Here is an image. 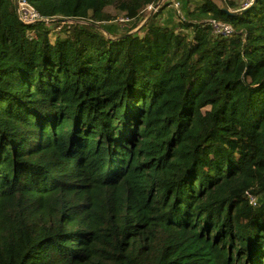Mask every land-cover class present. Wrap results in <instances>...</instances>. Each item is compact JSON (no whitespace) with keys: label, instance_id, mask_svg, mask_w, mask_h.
Listing matches in <instances>:
<instances>
[{"label":"trees","instance_id":"obj_1","mask_svg":"<svg viewBox=\"0 0 264 264\" xmlns=\"http://www.w3.org/2000/svg\"><path fill=\"white\" fill-rule=\"evenodd\" d=\"M22 1L40 20L0 0V264H264V0Z\"/></svg>","mask_w":264,"mask_h":264},{"label":"built area","instance_id":"obj_2","mask_svg":"<svg viewBox=\"0 0 264 264\" xmlns=\"http://www.w3.org/2000/svg\"><path fill=\"white\" fill-rule=\"evenodd\" d=\"M253 3H254V0H247L245 5L242 7V10L248 9L250 6H252ZM20 7H22L23 10L19 11L20 13L19 20L23 22L24 24H33L37 22L38 20H40L39 14L35 11V9H33L25 1L19 0V8ZM156 10H157L156 7H153V6L148 7V11L156 12ZM212 26L214 29V33L217 35L221 34V35H224L225 37H230L233 34V29L230 25H227L221 22H213ZM250 196L252 197V199H256L252 195Z\"/></svg>","mask_w":264,"mask_h":264},{"label":"rangeland","instance_id":"obj_3","mask_svg":"<svg viewBox=\"0 0 264 264\" xmlns=\"http://www.w3.org/2000/svg\"><path fill=\"white\" fill-rule=\"evenodd\" d=\"M218 1V3L219 4H222V3H224L225 2V0H217ZM232 1H234V3L236 4V6L239 8V9H241L244 5H245V3L247 2V0H232ZM20 10H23V8L22 7H20L19 8V11ZM151 12V11H150ZM19 16H20V13H19ZM123 15H119L118 17H119V19H121V20H123L124 18L122 17ZM24 17V16H23ZM140 26V25H139ZM138 26V27H139ZM137 27V28H138ZM121 31L120 32H122V30H124V29H121V28H119ZM55 36H56V33L55 32H52L51 33V39H52V41H54V38H55ZM248 198H249V200H250V203L251 204H253V205H255V203H256V199H252V197L249 195V196H247ZM255 200V201H254ZM252 201V202H251Z\"/></svg>","mask_w":264,"mask_h":264},{"label":"water","instance_id":"obj_4","mask_svg":"<svg viewBox=\"0 0 264 264\" xmlns=\"http://www.w3.org/2000/svg\"><path fill=\"white\" fill-rule=\"evenodd\" d=\"M161 2H162V0L159 2V4H158V6H160V4H161ZM257 3V0H254V3L252 4V6L254 5V4H256ZM157 6V7H158ZM14 7H15V12H16V15H17V17H18V19H19V0H14ZM244 11V10H243ZM236 12H238V11H236ZM236 12H234V13H231L232 15L233 14H236ZM155 13V11H151L150 13H149V16H148V18L146 19V21L153 15ZM58 21H62L61 19H59ZM46 23H49V21L48 20H46L45 21Z\"/></svg>","mask_w":264,"mask_h":264}]
</instances>
